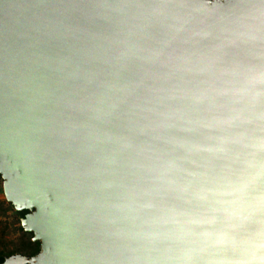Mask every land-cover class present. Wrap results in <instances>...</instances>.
I'll use <instances>...</instances> for the list:
<instances>
[{
	"label": "water",
	"instance_id": "95a60500",
	"mask_svg": "<svg viewBox=\"0 0 264 264\" xmlns=\"http://www.w3.org/2000/svg\"><path fill=\"white\" fill-rule=\"evenodd\" d=\"M260 0H0V177L33 256L130 264L156 207L152 89L195 61L254 63L237 35ZM1 256V255H0Z\"/></svg>",
	"mask_w": 264,
	"mask_h": 264
},
{
	"label": "clouds",
	"instance_id": "9594fccd",
	"mask_svg": "<svg viewBox=\"0 0 264 264\" xmlns=\"http://www.w3.org/2000/svg\"><path fill=\"white\" fill-rule=\"evenodd\" d=\"M237 35L256 62L197 59L152 89L148 128L168 147L146 167L172 202L130 264H264V0Z\"/></svg>",
	"mask_w": 264,
	"mask_h": 264
},
{
	"label": "rangeland",
	"instance_id": "374dc122",
	"mask_svg": "<svg viewBox=\"0 0 264 264\" xmlns=\"http://www.w3.org/2000/svg\"><path fill=\"white\" fill-rule=\"evenodd\" d=\"M2 179L0 178V251L7 254L31 252L33 234L21 232L19 216L4 198L2 192Z\"/></svg>",
	"mask_w": 264,
	"mask_h": 264
},
{
	"label": "trees",
	"instance_id": "16d2710c",
	"mask_svg": "<svg viewBox=\"0 0 264 264\" xmlns=\"http://www.w3.org/2000/svg\"><path fill=\"white\" fill-rule=\"evenodd\" d=\"M0 178H1V177H0ZM1 188H2V187H1ZM9 204H10V203H9ZM13 209H14V208H13ZM14 212H15L16 215L19 216V220H20V218L23 217L25 213H27V210H23V211H15V209H14ZM19 228H20L21 232H23V233H28V232L24 231V229L22 228L21 225L19 226ZM29 233L32 234L31 232H29ZM30 244H31V247H32L31 252H29V253H25V254H28V255H30V256H33V255H35V254L40 250V242H39L38 240H35V241H32V240H31ZM19 253H22V254H23V252H19ZM0 255H1V256H0V260H2V257H3L4 255H10V254L3 253L2 251H0Z\"/></svg>",
	"mask_w": 264,
	"mask_h": 264
}]
</instances>
